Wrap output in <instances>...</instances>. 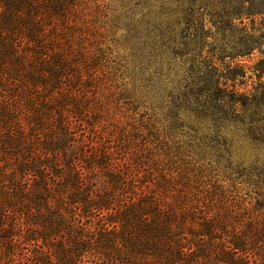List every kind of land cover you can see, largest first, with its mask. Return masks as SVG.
I'll return each mask as SVG.
<instances>
[{"label": "trees", "instance_id": "trees-1", "mask_svg": "<svg viewBox=\"0 0 264 264\" xmlns=\"http://www.w3.org/2000/svg\"><path fill=\"white\" fill-rule=\"evenodd\" d=\"M99 12L0 0V264H264V153L229 139L247 96L171 80L162 44L114 54Z\"/></svg>", "mask_w": 264, "mask_h": 264}, {"label": "rangeland", "instance_id": "rangeland-1", "mask_svg": "<svg viewBox=\"0 0 264 264\" xmlns=\"http://www.w3.org/2000/svg\"><path fill=\"white\" fill-rule=\"evenodd\" d=\"M87 6L93 12L100 6L94 15L114 54L136 57L143 50L139 57H149L162 44L164 58L173 59L165 71L171 80L186 71L230 78L231 89L235 83L247 96L244 114L231 111V155L249 164L264 153L263 89L255 76H264V0H87Z\"/></svg>", "mask_w": 264, "mask_h": 264}]
</instances>
